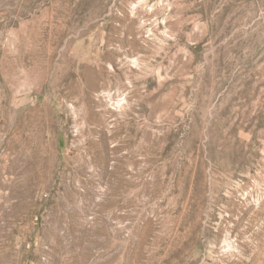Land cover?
<instances>
[{
  "label": "rangeland",
  "instance_id": "rangeland-1",
  "mask_svg": "<svg viewBox=\"0 0 264 264\" xmlns=\"http://www.w3.org/2000/svg\"><path fill=\"white\" fill-rule=\"evenodd\" d=\"M0 264H264V0H0Z\"/></svg>",
  "mask_w": 264,
  "mask_h": 264
},
{
  "label": "bare ground",
  "instance_id": "bare-ground-1",
  "mask_svg": "<svg viewBox=\"0 0 264 264\" xmlns=\"http://www.w3.org/2000/svg\"><path fill=\"white\" fill-rule=\"evenodd\" d=\"M118 107H120L119 103H118Z\"/></svg>",
  "mask_w": 264,
  "mask_h": 264
}]
</instances>
